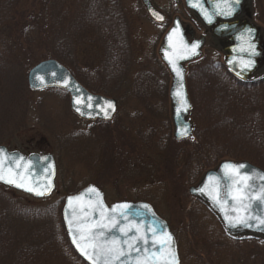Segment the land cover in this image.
Masks as SVG:
<instances>
[{
    "label": "rangeland",
    "instance_id": "obj_1",
    "mask_svg": "<svg viewBox=\"0 0 264 264\" xmlns=\"http://www.w3.org/2000/svg\"><path fill=\"white\" fill-rule=\"evenodd\" d=\"M117 1L129 24L127 42L131 63L125 81L115 89L119 75L124 77L121 73L125 65L116 64L117 50L110 52L106 45L107 40L112 39V33L100 32L104 28L98 25L103 18V14L100 16V0L94 3L96 17L93 20L97 22L88 26V32H85L90 39H94V45L80 43L75 49L73 45L68 58L73 76L89 91L96 93L102 90L104 94L119 100L115 121L109 125L82 122L71 113L66 93L50 89L29 90L27 72L39 62L47 60L50 52L30 48L11 68L12 76H16V73L20 75L19 83L15 81L19 92L13 85L11 89L7 87L11 84L3 83L2 77H9L10 72L0 74V106L3 108L0 107V146L25 155L44 152L55 157L56 187L50 198L43 199L47 202L34 201L21 195L25 202L31 201L34 209L42 210L57 203L61 204L62 209L64 197L96 183L103 186L101 190L107 205L120 201L150 203L175 236L180 264L181 259L185 264H197L196 254L214 261L213 254L208 252L207 241L215 240L219 244L217 248H229L228 254L233 246L222 243L218 237L222 228L217 218L194 200L188 194V189L224 160L248 162L264 171V135L240 129L241 125L250 126L241 116L239 131L236 126L225 127L220 120L230 119L220 104L213 108L215 111L210 118L207 116L210 109L204 103L205 96L201 94V84L207 76L203 69H199L196 71L197 78L189 86H192L196 101L195 114L201 112V115L193 120L189 118V121L194 129L197 124V130L205 132L203 142L200 139L206 148L201 156V168L197 166L196 172L191 173V169L188 173L182 163L177 165L173 161L178 150L191 153L196 149L193 138L185 139V143H169L168 153L163 157L149 147L152 146L150 141L157 142L173 132L168 92L166 97L162 96V87L166 85L169 88L171 78L169 74H162L164 66L157 54L162 35L175 17L193 29L195 35H203L205 27L184 7L183 0H151L159 11L169 17L164 25L148 21L140 0ZM36 5L34 0L33 7ZM242 16L261 29L264 41V0H246ZM189 21L194 25L191 26ZM214 40L207 41L201 59L192 63L188 70L193 69L191 66L208 68L223 62L222 45ZM259 72L260 75L264 73V62ZM259 96L264 122V90ZM135 197L140 199L136 201ZM38 230L41 237H46L56 232L57 227L48 218L38 224ZM238 251L245 253L249 264H261L259 257L264 256V250L248 243H241Z\"/></svg>",
    "mask_w": 264,
    "mask_h": 264
},
{
    "label": "trees",
    "instance_id": "obj_2",
    "mask_svg": "<svg viewBox=\"0 0 264 264\" xmlns=\"http://www.w3.org/2000/svg\"><path fill=\"white\" fill-rule=\"evenodd\" d=\"M35 1L37 5L33 7L34 0H0V74L3 72L11 73L9 77H2L5 85L11 84L7 86L11 89L12 85L18 89L15 81L18 83L20 81L18 73L16 76H12L11 70L13 69L11 68L15 66L20 56L27 54L30 48L50 51L46 58L58 61L71 71L68 62L70 49H75L76 45L80 43L86 42L94 45L95 42L85 32H88V26L97 22L96 19L93 20L96 17L94 14L96 0ZM100 1H102L100 16L102 17L103 14V18L98 25L104 26L100 32L112 33V39L107 40L106 45L110 48V52L117 50L118 60L116 64L125 65L121 73L124 77L119 75V80L117 79L119 83L116 82L117 85H120L130 73V66L128 65L131 63V55L129 57L130 46L127 42L129 38L128 19L119 1ZM121 69L119 70L121 71ZM163 69L162 74L168 75L167 70L164 67ZM203 71H205L207 79L201 84L203 89L201 94L205 96L204 103L210 109L207 116L210 118L215 111L213 108L220 104L228 113L226 117L230 119L228 121L225 118L220 120V123L224 124L225 127L233 128L236 126V130L239 131L238 127L241 125V120L245 118L250 126L241 125L240 129L251 130L255 134L264 135L263 114H261L263 111L260 109L261 101L259 100V95L264 90V76L241 83L232 77L221 63L203 68ZM195 78L197 76L190 72L186 79L188 94L193 107L190 115L192 120L201 115V112L195 114L196 101L192 95V86H189V83ZM6 79L7 82H5ZM162 90V96L166 97L167 86H163ZM100 92L104 93L102 90ZM255 96L256 98H254ZM0 107L2 108V105ZM203 117L206 119L205 116ZM211 125L215 126L212 123ZM256 126L258 129L254 130ZM195 127L193 139L196 140V149L191 153L180 149L173 156V161L177 165L182 163L184 168L188 169V173L191 169L193 170L191 173L196 172L197 166L201 168V156L205 153L203 149H206L205 145L201 143L205 132H201L200 129L197 130V124ZM171 142L185 143L186 141H176L170 133L157 142L150 141L149 144L152 146L149 147H153L156 152H160L158 155L163 157L164 154L168 153L167 146ZM259 167L263 168L262 166ZM94 185L97 186L96 183ZM97 187L101 189L103 186L98 185ZM21 195L26 196L0 185V264H86L76 255L67 240L61 221V204H51L49 208L42 210L34 209L31 201L25 202ZM138 199L140 197H135L136 201ZM39 201L42 202L43 199ZM48 218L54 221L57 231L46 237H41L38 224ZM218 237L223 241L222 243L233 246L230 254H228L229 248L227 247L217 248L219 244L215 240L207 241L208 252L213 254L215 260L210 261L196 254L197 264H249L245 253L238 251L241 243H248L249 246L252 244L264 250V240L259 237L231 238L223 229ZM259 258L262 260L261 264H264V256ZM181 264H185L182 259Z\"/></svg>",
    "mask_w": 264,
    "mask_h": 264
},
{
    "label": "water",
    "instance_id": "obj_3",
    "mask_svg": "<svg viewBox=\"0 0 264 264\" xmlns=\"http://www.w3.org/2000/svg\"><path fill=\"white\" fill-rule=\"evenodd\" d=\"M142 6L148 17L157 24L165 22V15L155 9L149 0H140ZM184 5L187 9L194 12L202 23L210 29V34L215 39H227V42L222 47L224 57V65L227 68L229 74L239 82H246L264 62V41L261 34V29L252 24L247 19L233 23H217V20L232 21L237 18L244 6L246 0H227L234 10L231 15L225 16L220 15L219 9L216 5L219 3L223 6L224 0H199L200 6L207 12L208 16L211 17V23L205 18L204 12L201 11L200 7H193L190 4V0H183ZM157 16L163 17V19H157ZM252 29L251 33H247L246 29ZM177 31L173 33V30ZM173 34V39L170 42L168 37L169 34ZM205 39L203 37L194 39V32L189 26H183L178 18H175L172 26L168 29L163 37L162 43L158 49V56L163 64L166 66L170 76L171 84L168 90V96L170 100V117L173 125V137L176 140H182L192 137L193 125L189 121V115L192 111V105L189 100L186 87V70L184 65L197 60L201 56V49L204 45ZM198 43L199 47L195 49V55L191 54L190 48L186 50L184 45H191ZM255 45V55H252V49L249 45ZM181 54L187 55V58H178ZM172 58L176 61L177 66L182 70V79L176 76L173 72L171 65L168 62V58ZM251 60L252 66L250 68H244L242 70V61ZM27 86L31 91H41L46 89H57L64 91L69 96V109L71 113L82 121H100V122H111L117 113V103L114 99L104 97L102 95H96L89 93L83 86H81L71 73L59 62L53 59H47L39 62L33 66L27 72L26 76ZM79 101V103H77ZM111 105L109 107L108 105ZM0 151L4 152L8 156L12 157H23L24 161L31 165L29 169H18L24 172L26 177L27 186L36 189L37 191L44 190L49 182H51V188L48 189L44 195H37L35 191H27L26 188L16 187L14 184H9L4 181H0V185L8 187L12 190L25 194L33 199L41 200L51 197L55 190V177H56V165L52 155L50 154H29L23 155L18 151H9L5 146H0ZM22 162V163H23ZM225 164L234 165H246L245 169H241V172H252L255 170L258 173L264 174V171L248 162H235L230 160L221 161L215 168L208 170L203 177L194 186L189 187L188 194L203 203L207 209L215 215L225 233L231 238L240 237H252L258 236L264 239V226L258 225V222L253 219L249 221L251 226H244L237 224L232 226L225 216H236L237 213L231 211L232 201L227 196L226 184L230 183L227 178L226 170L224 169ZM51 165V167H49ZM15 167L11 161L5 164V168ZM209 177H214L216 181L220 183L219 198L221 200H227V204L224 205L225 210H221L220 204L216 203L209 192H212L213 181L209 180ZM253 183L257 188L264 184V181L259 179L253 180ZM208 187L204 192L200 189ZM89 188H95L100 196L97 197L94 192H88ZM215 195V192H213ZM73 197H81L79 201L74 200L70 206L68 201ZM96 200H102L105 208L109 211L119 204H127L130 207L126 210L127 221L121 219V223H132L142 226V232H147L149 236V244H141V253L132 252V257L143 254V249L147 248L149 251H157L159 245L156 248L152 247L151 244V232L148 231L149 226L160 230H166L172 237L171 248L175 254L174 264H180L178 254L176 252V246L174 236L170 232L167 223L159 218L154 212L152 206L146 202H129L120 201L115 202L111 205H107L104 200L103 192L95 185L90 184L80 189L72 195L64 197L62 209H61V221L64 228L67 240L76 253V255L86 264L91 262L81 254L73 243V236L75 234V224L81 221H91L93 219H99V213L93 211V202ZM147 207H144V206ZM250 213L253 217L264 216V205L258 202H253V206L250 209ZM78 218V219H77ZM69 221H72V227L70 228ZM116 235L120 237L119 232L109 233V235ZM135 229L129 235H134ZM123 239V237H120ZM124 259H127L125 257Z\"/></svg>",
    "mask_w": 264,
    "mask_h": 264
},
{
    "label": "snow or ice",
    "instance_id": "obj_4",
    "mask_svg": "<svg viewBox=\"0 0 264 264\" xmlns=\"http://www.w3.org/2000/svg\"><path fill=\"white\" fill-rule=\"evenodd\" d=\"M238 3L239 0H236ZM190 4L193 7H200L201 11L204 9L200 6L199 0H190ZM219 9L220 15H231L234 10L228 5L227 0H224L223 6L221 4L216 5ZM205 18L211 23V17L207 12H204ZM157 19H163V17L157 16ZM177 30L174 29L173 33ZM252 29H246L247 33H251ZM171 42L173 34H169L168 37ZM199 47L198 43H193L190 46L185 44L184 48L188 50L190 48L191 54L195 55V49ZM252 49V55H255V45H249ZM168 58V62L172 67L176 76L182 79V70L177 66L174 59ZM178 58H187V55L181 54ZM244 68H250L252 61H242ZM79 103V101H77ZM111 107V105H108ZM11 161L15 167L5 168V164ZM23 157L8 156L4 152L0 151V181H4L9 184H14L16 187L26 188L27 191H35L37 195H44L45 192L51 188V182L47 184L44 190L37 191L36 189L27 186L26 177L24 172L18 169H29L30 164L23 162ZM23 162V163H22ZM51 167V165H49ZM224 169L230 183L226 184L227 196L233 202L231 205V211L237 213L236 216H225V219L229 221L232 226L237 224L244 226H251L249 221L255 219L258 225L264 226V216L253 217L250 213V209L253 206V202H258L264 205V184H261L258 188L253 183V180L259 179L264 181V174L258 173L255 170L252 172H241V169H245L247 166L240 164H225ZM210 181H213L212 192L209 195L213 200L220 204L221 210L224 209V205L227 204V200H221L219 198L220 183L215 180L214 177H209ZM208 186L200 189L204 192ZM88 192H94L97 197L100 193L95 188H89ZM215 192V195H213ZM81 197L70 198L68 203L71 206L73 201H79ZM130 206L127 204L115 205L111 211L105 208L102 200H96L93 202V211L99 213V219H93L90 222L85 220L75 224V234L73 236V243L77 249L85 256L91 264H174L175 254L172 251V237L166 230H160L154 226H149L148 231L151 232V244L153 248L159 245L157 251H149L147 248L143 249V254L132 257V252L141 253V244H149V236L147 232H142V226L132 223H121V219L127 221L126 210ZM144 207H147L146 205ZM78 219V218H77ZM70 228L72 227V221H69ZM135 229L134 235H129ZM119 232L120 237L116 235H109V233ZM127 257V259H124Z\"/></svg>",
    "mask_w": 264,
    "mask_h": 264
},
{
    "label": "flooded vegetation",
    "instance_id": "obj_5",
    "mask_svg": "<svg viewBox=\"0 0 264 264\" xmlns=\"http://www.w3.org/2000/svg\"><path fill=\"white\" fill-rule=\"evenodd\" d=\"M150 1V3L152 4V6L154 7V8H156L157 10H158V8L155 6V4L151 1V0H149ZM141 5V4H140ZM163 13V12H162ZM164 15H165V17H166V19H165V22L164 23H162V24H157V23H154L153 21H151L150 19H149V17L147 16V19H148V21H150L152 24H155V25H164V24H166L167 23V20H168V16L165 14V13H163ZM176 18V17H175ZM175 18H173V20H172V22L170 23L171 24V26H172V23H173V21H174V19ZM178 18V17H177ZM179 20H180V18H179ZM243 20H245V17L244 16H242V13L237 17V18H235L234 20H232V21H228V22H226V21H223V20H217V23H233V22H239V21H243ZM181 22V21H180ZM192 25L191 26H193L194 25V23H192L191 21H189ZM183 24V23H182ZM170 26V27H171ZM184 27H185V25H183ZM169 26L166 28L167 30L170 28ZM165 34V33H164ZM164 34L162 35V39L161 40H163V36H164ZM195 35V34H194ZM200 37H203L204 39H205V45H207V41L208 40H214V38L210 35V30L208 29V28H206L205 27V30L203 31V35H195L194 36V39H197V38H200ZM214 41H216L217 43H221V45H222V47L225 45V43L227 42V39H220V40H217V39H215ZM162 42V41H161ZM204 45V46H205ZM159 49V48H158ZM202 52H203V50H202ZM203 54V53H202ZM224 57V56H223ZM190 65H192L191 63L190 64H187V65H185L186 66V77L188 76V73H192V74H195L196 76H197V74H196V71L197 70H199V69H203V68H205V67H203V68H201V67H193V66H191L193 69H189L188 70V68L190 67ZM224 66V65H223ZM260 76V72L258 71V74L256 73V75L255 76ZM79 82V81H78ZM80 84H81V82H79ZM88 92H90V93H93V92H91V91H89V89H87V87H85L83 84H81ZM120 86V85H119ZM119 86H117V84L115 85V89L117 88V87H119ZM93 94H97V95H102V96H104V97H107V98H111V99H114L115 101H116V103H117V113H116V115H115V117L113 118V120L111 121V122H100V121H94V122H91V123H97V124H104V125H109V124H111V123H113L114 121H115V119H116V116H117V114H118V110H119V100L118 99H116V98H113V96H111V95H106V94H104V93H102V92H96V93H93ZM137 97H139V96H137ZM189 100H190V97H189ZM190 102H191V100H190ZM80 121H82V120H80ZM82 122H86V121H82ZM86 123H88V122H86ZM90 123V122H89ZM42 154H45L44 152H41ZM52 155V154H51ZM53 156V155H52ZM53 158H54V160H55V157L53 156ZM55 163H56V160H55ZM56 169H57V165H56ZM56 177H57V174H56Z\"/></svg>",
    "mask_w": 264,
    "mask_h": 264
}]
</instances>
